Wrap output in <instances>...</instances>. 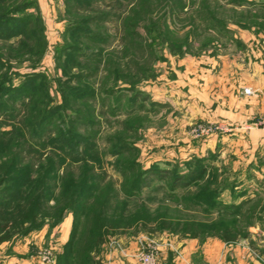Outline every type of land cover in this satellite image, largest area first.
Returning <instances> with one entry per match:
<instances>
[{
	"label": "rangeland",
	"instance_id": "obj_1",
	"mask_svg": "<svg viewBox=\"0 0 264 264\" xmlns=\"http://www.w3.org/2000/svg\"><path fill=\"white\" fill-rule=\"evenodd\" d=\"M36 4L46 39L39 55L36 48L19 49L15 38L0 37V83L8 79L7 85L18 86L29 73L40 72L49 90V98L40 94L31 100L0 94V129H14L0 147V171L8 162L14 165L11 182L0 186V198L12 200L10 236L0 242V262L33 258L35 264H57L74 227L79 248L99 218L118 226L104 234L98 251L90 250L101 259L105 249H127L134 256L140 241L162 248L176 238L195 237L185 228L198 231V238L219 237L223 226L213 218L221 207L187 202L185 196L198 191L197 184L211 183L207 188L217 191L233 182L238 153L233 140L227 150L226 135L262 129L257 122L264 117V0ZM74 23L98 33L99 40L82 38L77 44L71 36ZM65 47L79 48L75 60ZM246 88L254 94H244ZM82 91L87 92L80 96ZM51 108L56 112L44 131L29 125ZM59 127L74 129L73 144H58ZM196 160L208 166L203 181H181L171 188L174 175L183 177ZM138 170L143 171L140 190L126 196ZM22 177L27 184L16 194L12 185ZM80 183L94 187L78 198L80 222L66 211L57 225L46 222L21 235L17 225L29 222L16 214L17 206L29 210L31 195L44 187L47 198L40 200L39 219L48 221ZM246 208L231 226L236 238L247 236L261 219L254 218L255 206ZM232 219L226 214L227 222Z\"/></svg>",
	"mask_w": 264,
	"mask_h": 264
},
{
	"label": "trees",
	"instance_id": "obj_2",
	"mask_svg": "<svg viewBox=\"0 0 264 264\" xmlns=\"http://www.w3.org/2000/svg\"><path fill=\"white\" fill-rule=\"evenodd\" d=\"M76 2H79L80 4L82 3H89L91 0H75ZM37 0H0V37L4 38V40H11L12 38H15L16 42L18 43L19 49H33L36 48L37 50L36 53L39 55L42 48L46 46V39L44 37L43 33V23L42 19L40 17V14L38 12L37 8ZM85 24V23H84ZM72 34L71 36L74 38L73 40L77 41V44L82 40V38H88L89 41H97L99 40L98 37L100 35L92 29H89L82 25L81 23H74L72 26ZM128 34V33H127ZM135 34V33H134ZM67 48V49H66ZM21 49V50H22ZM64 49V48H63ZM67 52L68 58H74L78 55V50L79 48L73 47L68 48L65 47ZM64 49V51H65ZM72 51L73 53H70ZM69 59V60H70ZM0 64H2V60L0 59ZM38 66V63L35 65H32L31 68L32 70L36 69ZM30 76L26 77V79L23 83H21L18 86H14L13 84L7 85L6 83L8 82V79H5L4 82L0 83V94L1 96H5V98H15L16 96H21V97H28L29 100L38 98L40 94H45L44 96H48V86L47 83H42L43 81V73L36 72V73H29ZM47 87V88H46ZM61 91V89H60ZM2 92V93H1ZM83 93H79L80 96H83L87 91H82ZM63 99L67 100L66 97V92L62 93ZM74 96H76L74 94ZM49 98V96H48ZM2 99V98H1ZM0 99V100H1ZM13 104V102H12ZM14 110V109H13ZM44 110H40L42 113ZM12 112V110H10ZM56 111L51 108L49 111H45L42 118L37 121L36 123L29 122V125L35 126L38 129V132H42L45 130V126H48L51 123V120L53 118V114ZM34 116H37V111H35ZM37 124V125H36ZM36 129V130H37ZM14 130V129H13ZM13 130H2L0 129V147L2 146V140L3 138H11L12 134L14 133ZM66 130V131H65ZM58 132L59 136L57 139L58 144L61 146H64L65 142L71 141L73 144V140L77 138V136L74 134V129L73 131L70 130V127H66L64 130L59 127ZM39 136V134H37ZM51 141V139H49ZM75 141V140H74ZM28 147L31 146L32 144H27ZM33 146V145H32ZM62 148V147H60ZM31 149V147H29ZM193 165V167H191ZM13 161L8 162V164H4L1 168L0 171V186L7 181L11 182V179H9L10 174L13 169ZM132 168H128V170H131ZM126 170V173L124 176L129 172ZM208 171V166L202 161V160H196L195 163H188V170L186 173L183 174V177L181 175H174L175 177L173 178V185H171V188H175L174 185L177 184V182L181 181H186L187 184L189 183L188 181L196 183L197 181H203L202 179L206 176ZM143 171L138 170V177L137 181L131 183V186L129 189L125 191L126 196H132L135 194L137 191L140 190V181L143 179ZM21 179V178H20ZM130 179V178H129ZM180 179V180H179ZM188 180V181H187ZM28 179L25 177H22L21 180L16 181L12 186H14V189L19 193L23 185L27 184ZM207 182V181H206ZM210 182V181H209ZM208 184V185H207ZM211 184V183H210ZM209 183H205L204 185H196L198 187V191H195L194 193H188V195L185 196V199L187 202L193 201V202H199L201 204H204L205 206L208 207H213L215 205H218L219 208L222 207V202L220 200V194L222 191L221 189H218L217 191L215 190H209L207 187L210 185ZM185 185V184H184ZM234 185V182H231L228 187L232 188ZM22 191V190H21ZM47 190L44 187H41L36 194L31 195V200L29 204V210L24 209V207L17 206L16 207V214L17 215H23L28 219L29 226L24 227L23 223L21 222L18 224V230L21 232V235L28 234L29 232L41 228L42 226L45 225L47 222L51 226L57 225L63 218V214L66 211H70L74 215V219L76 222H80L82 213L81 210L78 209V198L82 194H92L94 191L93 186H87L85 183H80L77 186V190L75 189V192L73 195H68L65 200L63 201L62 204H64V207H60L59 210L56 212L54 217L48 218V221H42L39 218H41V210L43 208L42 202L40 203L41 199L47 198V193H45ZM108 192L111 193V189H107L104 193L105 196H107V200L109 199L108 197ZM22 193V192H21ZM171 194H174L173 191ZM21 195V194H19ZM105 198V201H106ZM126 198V197H125ZM12 202V200L8 199L5 200L0 198V242L5 241L6 239L9 238V227H8V222H7V215L9 212V205ZM106 205V203L104 204ZM103 205V206H104ZM27 207V206H26ZM222 210H227V207L222 209L220 208V212L215 215V218H213V222L216 221L215 223H220L224 224L221 233L217 234L224 239H233L236 238L233 235L232 228L234 227L233 222H237V212H238V207L235 208V211H231V213H223ZM26 214V215H24ZM226 214L227 216L232 217L233 219L230 220L229 222L226 221ZM209 216V215H208ZM146 222H149L148 220H145ZM226 223V224H225ZM233 227L231 228V226ZM118 227L116 224H107L104 223L102 220L97 219L94 224V228L92 229V233H90L89 239L82 244H80L79 248L76 247L77 243H75V238H76V230L77 228L74 227V230L71 234V237L69 240L65 243L64 245V252L61 253L58 256L57 264H103L102 259L97 255L91 254L92 252L90 251L92 248H95L97 251L98 249L101 248V246L104 243V234H108L110 232V229L113 230V228ZM116 231V230H114ZM183 231H190L191 235L197 236L198 231H191L188 230L187 228L183 229ZM245 236V235H243ZM78 246V245H77ZM78 248V249H77ZM75 256L81 260V262H76L75 261ZM74 257V259H72Z\"/></svg>",
	"mask_w": 264,
	"mask_h": 264
},
{
	"label": "crops",
	"instance_id": "obj_3",
	"mask_svg": "<svg viewBox=\"0 0 264 264\" xmlns=\"http://www.w3.org/2000/svg\"><path fill=\"white\" fill-rule=\"evenodd\" d=\"M225 139L228 151L229 141L235 143L238 173L233 187L227 186L221 191V208L227 207L222 212L231 213L238 207L239 218L248 205H253L254 218L261 217L260 221L253 222L247 236L236 239L217 236L176 238L170 245L162 246L157 264H264V130L251 129L232 137L226 135ZM106 250L103 264H141L127 249L124 252L116 248ZM10 262L35 264L33 258L11 259Z\"/></svg>",
	"mask_w": 264,
	"mask_h": 264
},
{
	"label": "built area",
	"instance_id": "obj_4",
	"mask_svg": "<svg viewBox=\"0 0 264 264\" xmlns=\"http://www.w3.org/2000/svg\"><path fill=\"white\" fill-rule=\"evenodd\" d=\"M244 94L252 95L254 91L252 89L246 88L244 89ZM257 125L264 129V117L259 119ZM205 132L211 131L209 129L203 130ZM161 246L159 243L155 241H140L139 248L134 255V257L141 263V264H157V257L160 253ZM49 262V259H48ZM0 264H9L6 261H1Z\"/></svg>",
	"mask_w": 264,
	"mask_h": 264
}]
</instances>
